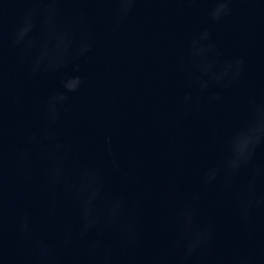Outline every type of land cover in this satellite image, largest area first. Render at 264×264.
<instances>
[{
    "label": "water",
    "instance_id": "water-1",
    "mask_svg": "<svg viewBox=\"0 0 264 264\" xmlns=\"http://www.w3.org/2000/svg\"><path fill=\"white\" fill-rule=\"evenodd\" d=\"M43 7L36 0H0L3 245L12 264H25L30 252V241L17 232L22 216L28 217L34 234L54 244L66 227L74 234L79 227L72 196L47 184L43 154L30 149L28 179L22 175L24 165L17 166L23 138L45 128L44 103L60 89L65 75L80 76L83 85L70 94V110L57 125L58 136L72 145L70 164L102 167L106 196L123 197L130 206L142 234L137 255L147 259L166 254L170 261L179 255L174 211L195 196L199 220L214 225V241L206 257L193 264L235 256L264 264V201L245 221L232 195L246 187L250 170L240 174L231 191L222 181L207 189L202 185L207 169L219 164L226 139L248 115V101L264 104V0H233L230 14L216 22L210 18L212 0H136L119 25L112 0H64L58 5V28L73 33L77 41L85 31L90 34L89 50L80 55L78 48L61 54L52 50ZM30 10L36 27L29 35L35 43L22 56L12 38ZM205 28L210 38L198 43L211 44L210 60L219 65L243 61L241 75L229 87L210 84L201 90L189 83L199 73L187 57L193 39ZM45 44L49 54L33 73L32 57ZM213 95L219 99L212 100ZM106 137L119 170L106 151ZM254 167L261 170L257 192L264 196V146L257 149ZM52 194L54 217L49 216ZM104 239L114 244L109 235ZM83 248L74 239L66 255H78Z\"/></svg>",
    "mask_w": 264,
    "mask_h": 264
},
{
    "label": "clouds",
    "instance_id": "clouds-1",
    "mask_svg": "<svg viewBox=\"0 0 264 264\" xmlns=\"http://www.w3.org/2000/svg\"><path fill=\"white\" fill-rule=\"evenodd\" d=\"M36 2L44 5V26L52 40L53 51L61 54L78 48L77 55H80L89 50L90 34L87 31L77 41L73 33L58 28L57 17L61 11L58 5L64 0ZM112 2L117 5L119 25L129 15L136 0ZM212 3L214 7L210 11V18L216 22L230 14L233 0H212ZM33 15L34 11L30 10L12 38V44L22 49V56L27 54L35 43L29 35L36 27ZM209 38L210 33L205 28L198 38L193 39L187 60L199 75L189 83L197 84L201 90L208 88L210 84L220 88L229 87L241 75L243 61L237 59L219 65L210 60L209 53L214 52L211 44L204 47L198 43L199 40ZM48 54L49 48L46 44L35 52L32 57L33 73L41 70ZM44 70H47L46 66ZM73 71H78V66L74 67ZM204 76L207 80L202 78ZM82 85L83 79L78 75L61 77L60 89L53 92L44 103L45 128L41 132L27 134L23 138L25 147L17 156V166L24 165L22 175L28 179L31 176L30 149L34 147L43 154L48 161V166L43 172L48 186L51 189L62 188L70 194L76 202L79 216V227L75 234L71 227H66L62 238L55 244L43 234H34L28 217L22 216L17 226L18 236L30 241V252L25 258V264H193L196 258L203 260L213 245L214 225L199 220L196 210L198 197L194 196L191 202L179 206L174 211L177 227L174 248L179 250V255L171 261L166 254L145 259L136 252L142 244V234L135 215L123 197L106 196V176L103 168L70 164L72 145L64 142L56 129L62 115L70 110V94L76 93ZM184 99L188 102L190 97L186 95ZM211 99L217 100L219 96L213 95ZM225 144L219 164L207 169L202 178V185L207 189L217 181H222L225 188L231 191L240 174L250 170L246 187L232 192L242 219L247 221L251 213L264 201V196L257 192V179L261 170L254 167L257 149L264 146V104H258L254 100L248 101V115L241 120ZM105 147L113 168L119 170L117 161L112 158L110 137L105 138ZM5 177L3 128L0 122V260L12 264L4 252L3 245ZM50 205L49 216L54 217L57 212L54 194L50 196ZM134 207L138 209L139 203ZM106 234L112 238L114 244L106 242ZM74 239L84 245L83 251L78 255L68 256L66 253L72 247ZM216 264H255V260L249 256H235L227 261L217 259Z\"/></svg>",
    "mask_w": 264,
    "mask_h": 264
}]
</instances>
